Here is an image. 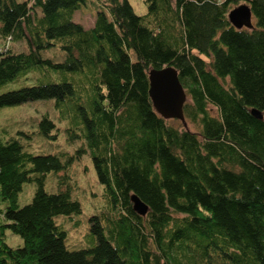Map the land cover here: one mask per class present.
Masks as SVG:
<instances>
[{"label": "trees", "instance_id": "obj_1", "mask_svg": "<svg viewBox=\"0 0 264 264\" xmlns=\"http://www.w3.org/2000/svg\"><path fill=\"white\" fill-rule=\"evenodd\" d=\"M85 1L0 0V39L27 50L0 51V89L36 76L1 92L0 108L52 101L67 141L83 140L77 157L89 151L110 206L88 220L95 244L68 251L55 218L80 206L68 189L44 190L45 175L66 164L0 142V264H264V0H145V16L126 0H95L90 29L72 21ZM241 2L252 29L228 21ZM54 49L61 62L42 57ZM166 66L193 131L153 110L148 72ZM54 129L47 116L38 123L48 140ZM132 196L148 207L144 217ZM6 232L22 246H8Z\"/></svg>", "mask_w": 264, "mask_h": 264}, {"label": "rangeland", "instance_id": "obj_2", "mask_svg": "<svg viewBox=\"0 0 264 264\" xmlns=\"http://www.w3.org/2000/svg\"><path fill=\"white\" fill-rule=\"evenodd\" d=\"M16 1L22 3L27 0ZM126 1L137 16L146 15L145 0ZM217 1L222 2L223 0ZM243 4L245 3H240V5ZM98 6L99 4L95 0H86L80 10L75 12L72 21L84 29L92 28L95 13L99 10ZM4 45L0 39V49ZM8 48L15 54L27 51L23 42L12 43L8 45ZM42 57L55 62H61L63 58L57 49L43 52ZM27 79L28 81L19 79L14 84L1 88L0 93L33 84L36 76L31 75ZM210 112L212 115H216L215 109L211 108ZM43 116H47L55 125V129L52 131V135L55 136L54 140H48L39 134L38 123ZM170 124L177 126L180 123L170 120ZM66 127V122L60 121V116L52 101H36L0 108L1 143L17 139L24 152L31 155H54L59 158L62 164H66L65 169L60 173L45 175L44 190L48 194H56L59 190L68 189L70 199L79 204L80 214L55 218V224L66 233L65 246L67 250L79 251L91 248L95 244V241L89 237L88 220L92 216H98L110 206V197L105 188L97 182L89 151L86 150L85 154L77 157V151L84 146L83 140L68 142L65 134ZM187 128L191 131L194 130L192 125L187 124ZM18 133H23L24 136H18ZM34 192L33 183L25 184L18 195V207L21 208L29 204ZM3 208L4 204L0 202V211ZM5 242L12 248L22 246L21 239L10 232L5 233Z\"/></svg>", "mask_w": 264, "mask_h": 264}, {"label": "water", "instance_id": "obj_3", "mask_svg": "<svg viewBox=\"0 0 264 264\" xmlns=\"http://www.w3.org/2000/svg\"><path fill=\"white\" fill-rule=\"evenodd\" d=\"M227 18L231 26L237 30L253 28L251 11L245 4L231 10ZM148 83V95L154 112L165 121H178L186 129L187 124L182 109L187 97L178 80L177 72L171 66L150 70ZM250 114L257 120L262 119V116L255 110H252ZM131 201L134 213L144 217L148 212V207L136 196H132Z\"/></svg>", "mask_w": 264, "mask_h": 264}, {"label": "built area", "instance_id": "obj_4", "mask_svg": "<svg viewBox=\"0 0 264 264\" xmlns=\"http://www.w3.org/2000/svg\"><path fill=\"white\" fill-rule=\"evenodd\" d=\"M9 42H10V38L6 39V43H4L5 45H4L3 48L0 49V51H3L5 49H7L8 45H9ZM0 217H1V215H0Z\"/></svg>", "mask_w": 264, "mask_h": 264}]
</instances>
